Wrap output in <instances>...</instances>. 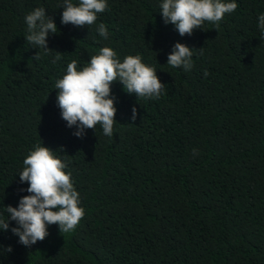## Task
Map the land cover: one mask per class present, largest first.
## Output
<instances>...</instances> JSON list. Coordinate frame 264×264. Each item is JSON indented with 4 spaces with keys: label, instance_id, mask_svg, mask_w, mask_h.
Wrapping results in <instances>:
<instances>
[{
    "label": "trees",
    "instance_id": "1",
    "mask_svg": "<svg viewBox=\"0 0 264 264\" xmlns=\"http://www.w3.org/2000/svg\"><path fill=\"white\" fill-rule=\"evenodd\" d=\"M62 2L0 0V218L29 195L19 173L38 144L68 162L85 215L67 234L50 225L30 247L10 220L0 264H264V0H235L218 29L205 22L191 36L164 23L162 0H107L89 28L62 24ZM37 7L58 28L47 53L25 39ZM177 42L193 49L190 71L167 64ZM103 47L121 62L140 55L165 91L138 99L114 82L113 135L97 124L80 138L55 83Z\"/></svg>",
    "mask_w": 264,
    "mask_h": 264
},
{
    "label": "clouds",
    "instance_id": "2",
    "mask_svg": "<svg viewBox=\"0 0 264 264\" xmlns=\"http://www.w3.org/2000/svg\"><path fill=\"white\" fill-rule=\"evenodd\" d=\"M61 7L64 9L62 24L89 28L96 23L98 14L107 10L108 4L107 0H78V3L63 0ZM237 7L235 0H162L160 12L164 23L174 25L180 36H191L194 30L203 29L205 22L218 29L225 14L233 13ZM25 22L26 42L46 53L51 51L47 40L50 34L58 33V28L46 10L37 7L25 17ZM258 27L264 35V13L258 17ZM97 32L102 38H108L105 24L100 23ZM35 57L39 59L38 53ZM192 57L193 49L177 42L168 55L167 64L190 71L194 66ZM61 58V53L57 52L52 62ZM77 65L76 60L68 63L66 74L56 81L55 89L62 119L69 128L75 126L77 130L73 134L80 138L86 129H95L97 124L104 135H113L117 122L115 97L111 92L114 82L121 83L128 94H135L138 99H158L165 91L166 85L158 78L157 70L143 63L140 55H128L121 62L114 49L103 47L81 70ZM204 75H208L207 70ZM136 116L137 110L133 107L131 119L135 121ZM67 168L68 162L55 155V151L39 144L34 146L23 160V170L19 173L20 182L28 184L29 195L20 199L18 207H6L8 218H0V230H9V221H15L17 227L11 231L26 247L43 241L49 235L48 227L53 224L58 225L63 234L75 231L85 210L79 206L80 194ZM7 251H12L11 246Z\"/></svg>",
    "mask_w": 264,
    "mask_h": 264
}]
</instances>
